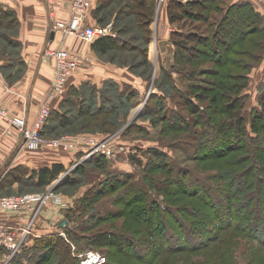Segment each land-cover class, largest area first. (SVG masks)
<instances>
[{
    "label": "rangeland",
    "instance_id": "rangeland-1",
    "mask_svg": "<svg viewBox=\"0 0 264 264\" xmlns=\"http://www.w3.org/2000/svg\"><path fill=\"white\" fill-rule=\"evenodd\" d=\"M217 1L219 2L221 10L214 11L208 24L219 20L224 14V10L222 9L226 10L235 0ZM165 5L166 4L163 2L158 5L155 19L150 27L152 39L148 47L147 60L150 65L148 71L147 67L140 66L142 65L143 55L137 50L122 52L117 49L116 52L112 51L108 55L103 56L92 48V43L89 44L80 41L82 44L86 45L88 50L85 51H88V54L96 60L100 67L96 69L97 71L95 74L101 73L102 71L107 74H112L113 72L116 78H112V80L118 79L119 81L117 80V82H119L120 88L123 89L124 92L129 93L132 91L135 95V97L132 98L133 102L126 100V103H124V100H118L105 104L106 110L113 106H117L118 114L116 119L119 123L122 121V126L112 132L92 128L87 130L80 129L77 131L78 127L73 128L75 126L72 128H56L54 124L55 121L51 124V127H53L52 132L49 130L50 132L42 136L44 144L39 149L44 148L46 151L65 152L62 153L65 162H67L66 158H68L69 155L73 157L71 160L72 162H67L65 164V170L49 186L37 187L27 183L26 185H19L16 183L15 187L10 186L0 193V199L24 196L30 197L33 195L51 197V199L47 200L45 203L39 205L32 204V206H36L35 210H39L40 212L52 202H60L57 198H60L61 202H65L69 207L63 211L59 222L55 224V226L60 227V230H62V234L60 235L67 239V242L70 244L69 234L70 232L73 233V231H76L79 236V242L77 241L76 243V240L73 241L71 239L74 244V246L72 245V251L77 250L75 254H72L71 249H67L65 244L60 253L64 254L67 249L68 256L71 255L74 258L78 257L75 259H77L79 263L80 260L82 262L86 254L85 249L89 250L87 245L89 237L96 233L107 232L115 234L117 237L121 238V241H124L120 249L113 246L99 248L92 245H90V248L95 252L105 255L109 264H264V248L260 245V242L264 241V234L262 233L264 230V203L258 204L255 202L252 206L247 207V203H252V200L245 204H243V201L236 200V202H234L236 209L231 210L232 215L230 214L231 216H228L226 214V209H223V207H226V203L223 200L224 195L220 188L222 186L220 185V187H218L217 193L211 189V184H213V182L214 185L217 186H219L220 183V181L211 180L212 177L219 176L220 178L221 175L227 174L229 178L231 176V181H229V186L233 188L231 191L237 195L236 191L240 186V181L236 180L235 175L241 166H234L233 162L240 160V158H246L247 155L243 154L244 147L241 149L242 151L235 152V154L213 159L216 158L215 156L219 157L222 154H217L209 149L213 148L217 143H222L225 138L218 132L217 122L212 121V118L200 122L198 115L189 112L186 107L182 106L184 99L181 94L183 93H186L190 98L196 100L197 103H199V101L192 93L193 91L191 92L192 94L189 90L187 91L189 83L192 82L190 80L187 82L184 76L190 73V69L181 73L175 67L177 47L173 44L171 35L170 37H155L156 25L159 23L161 14L163 12L165 13ZM167 6H169V4ZM166 11L168 16V7ZM233 17L234 16H230L229 19H233ZM186 19L187 16L185 17V20ZM109 24L113 25V30L116 32L113 21L109 22L107 25ZM202 24L201 32L207 34V23L203 22ZM107 25L97 24V26ZM19 26L21 25L19 24ZM186 26L184 29H190V27ZM179 27V25H175L172 29H179ZM52 28L55 32L61 31L64 37L72 36L66 33L62 28L59 29L57 23L53 25ZM227 28L239 34L236 31L237 27L231 26V24H226L222 30ZM4 32V29H0V78L2 79V81L1 79L0 81L4 87L13 91L19 88L17 87L19 85L17 83L24 79L28 71L27 68L23 69L22 67H17L13 75L7 77L4 74L2 65L11 60V58H7L5 55L13 54V51L7 50L9 48H7L4 40L1 38L5 35ZM20 32L21 29L19 27L16 30L15 39H20ZM134 33L137 32L127 34V39ZM11 35L15 34L12 33ZM250 37V39L254 40H264V36L261 34ZM239 38H241V36L237 37V39ZM246 38L247 37H244L243 40L235 46V49L241 51L245 49H254L249 42L250 39L247 41ZM191 45L193 49L196 50L203 48L201 42H191ZM160 46L164 48V51L160 49ZM23 50L24 45L22 44L18 55L23 53ZM56 50L48 49V51H45L43 54L47 62L53 63L55 77L57 72L55 65L56 61L52 53ZM254 50L260 51L261 49L257 47ZM260 53L262 54L263 50ZM196 61L197 60L189 63L190 65L188 64V66L192 67L196 65ZM105 68H108L111 72L108 73ZM162 68L170 71L171 77L176 82L179 81L181 83L184 91H180L181 93L179 94L177 92L175 93L172 88H168L166 85L165 90L161 87L160 82L163 80L161 79ZM79 70L80 68L77 71ZM263 70L264 54L259 62L256 61V66L247 71L250 75V84L243 91L246 100H244L245 106L243 108L244 112L242 110V115L246 117V122L248 121L249 123H247L248 127L250 126L252 112L255 110V107H260L261 97L264 94V83L257 82L253 84L258 79V73H261ZM90 73H93L96 79L95 83L89 82L99 89L103 88L105 81L101 80L100 76L95 75L91 68ZM194 82L201 85L206 84L198 79H195ZM84 83L86 82H83L79 87ZM67 89L69 91V86ZM68 91L66 92L67 95ZM67 95L61 97L60 92H57L53 87L48 96L52 100H59L60 98H64L65 100ZM158 95L165 97L162 106L159 108L157 99L154 97ZM206 102L210 103V101ZM125 104L127 107H121V105L123 106ZM200 105L202 106V104ZM46 107L52 109V104L45 103L41 107L39 115ZM203 108L211 115L209 105H203L201 109ZM65 109L67 108L65 107ZM65 109L59 106V110L65 111ZM135 110H137V115L134 114ZM157 110H159V112H157ZM162 110L163 113L171 112L173 117L175 116L176 118H174L171 123L162 121L160 114ZM123 113H126L125 117ZM0 117L7 120L10 126L16 129L17 127L13 124L15 118L26 119L23 115L13 116L9 108L6 107L1 100ZM85 120H88V118H79L78 116L75 123L79 124ZM92 120L96 122L95 118ZM32 129L33 128L27 127V122L23 130L17 129L23 134V145L25 148L29 145V140L25 133ZM73 130H76L75 133L72 132ZM248 130H251L250 127ZM200 135L201 139L199 140L197 137ZM259 136L257 144L255 145L258 149L264 151V132ZM91 139H94L96 143L106 144L108 149L110 147L113 149L117 148L118 152H120V147L123 146L125 152L117 154L114 160L99 155L100 153H94L89 157H85L86 155H84V153L81 154L82 152L79 151L81 148L76 146L86 145ZM238 140L239 139L231 140V144L234 146L233 148H237V146L240 145L238 144L240 140L239 142ZM232 141L235 143H232ZM157 148L168 153L174 162L178 164L180 169L173 172L165 171V168L161 167L158 164L159 162L150 156L152 155L151 149ZM228 148L229 144H227L224 149L226 150ZM198 150L199 156L197 155ZM223 150L219 153H223ZM75 151L78 154H73ZM68 152H72V154H68ZM98 159L101 160L96 161ZM246 165L247 161L242 164V167ZM128 175H131V177L122 185L116 188L110 186V184H113V179L116 177L121 178L116 180V184H118L119 181L127 178ZM167 183H169V185ZM166 184L168 187L163 186ZM132 187L137 188V190L133 192L131 190L133 189ZM128 188L130 191L127 190ZM199 188H203L204 190L205 188H209L211 190L210 193H207V199L203 198L205 191H202V189L199 190ZM125 190L131 194L130 197H127L128 195H123L124 192H126ZM147 190L152 191H150V198L156 201L154 204H156L158 208L160 207L162 212H165L167 215V219H159V224L158 221L156 222L158 225L156 227V236H154V240H157V242L154 244L158 243L157 246L153 245L151 242H147L145 238L147 230L143 224H150L151 222L149 221L151 220L155 222L153 217L150 216L153 215L155 208L152 207L155 205L152 204L151 199L145 194L143 198V193ZM136 194L140 195H137L136 198L133 197ZM198 196H200V198ZM221 200H223V202ZM137 207H139L140 210L143 208V210L139 212ZM167 208L175 209L179 219ZM244 210H248V214L250 213L254 216L249 217L248 215H244L239 218L237 213H243ZM201 212H206L208 213L207 215L212 217L207 219ZM220 216H222L221 218L223 220L216 223L215 219H218ZM185 222L191 225L190 229L186 226ZM232 223L234 227L236 225L238 227L240 226L244 231L230 228L216 232L217 227H230ZM255 223H257L256 227L254 226ZM194 224H198L200 230L194 228ZM201 225L203 228H201ZM246 233L249 234V236ZM211 235V238H214L212 242H210L211 238L209 239ZM81 242H83L84 247H79ZM199 242H202V244L198 245ZM208 242H210V244L205 247L204 244ZM34 243L35 242L30 245H34ZM30 245L21 248L9 264H14L17 258L23 257L28 249H30L29 254L31 253L32 258H35L36 254H33V252L36 247ZM28 246H30V248H28ZM153 246L158 249L156 251L155 249L151 250ZM42 250L45 252L43 254L46 256L42 255L41 258H44V260L46 258L49 259L44 264H55L57 262H55V259H51V255L49 254L50 250L45 247ZM61 256L63 257V255ZM62 261L63 259L59 261V264H61L60 262ZM63 263L64 262H62V264Z\"/></svg>",
    "mask_w": 264,
    "mask_h": 264
},
{
    "label": "trees",
    "instance_id": "trees-1",
    "mask_svg": "<svg viewBox=\"0 0 264 264\" xmlns=\"http://www.w3.org/2000/svg\"><path fill=\"white\" fill-rule=\"evenodd\" d=\"M159 4V0H103L95 11L94 17L98 20V24L101 25H107L109 22L113 21L117 35L114 38L105 37L93 42L92 48L103 56L108 55L112 51L116 52L117 49L122 52L137 50L141 55H143L142 65L140 66L147 67L148 71L150 69L149 61L147 60L148 47L152 39L150 27L155 19L156 10ZM215 10H221L217 0H171L168 6V16L172 28L175 25L180 26L179 29H172L171 32L172 42L177 47L175 67L181 73L190 69V73L184 76L185 79H187V82L189 80L192 82L189 83L187 91L189 90L190 93L193 91L192 93L199 101V103H197L196 100L190 98L186 93H183L181 94L184 99L182 106L186 107L189 112L198 115L200 122L206 119L209 120V118H212V121L217 122V130H219L218 132H220L225 138L222 143H217L213 146V148L209 149L217 154H222L219 157L215 156L216 158L213 159L223 158L230 154H235V152L237 153L242 151L241 149L243 147V154L247 155L246 158H240V160L233 162L234 166H241L235 175L236 180L240 181V186L236 191L237 195L231 191L233 188L229 186L231 176L229 178L227 174V176L224 174L221 175L220 178L219 176L211 178V180L220 181L219 186L214 185V182L213 184L210 183L211 189L217 193L218 187H220V185L222 186L220 188L224 195L223 200L226 203V207H223V209H226V214L231 216V210L236 209V206L234 205L236 200L243 201V204L252 200V203H247V207L252 206L255 202L258 204L264 203V151L258 149L255 145L260 137L259 135L264 132V94L261 97L260 107H255V110L253 112L251 111L252 117L249 126L251 130H248V121L246 122V117L242 115L244 112L243 108L245 106L244 100H246L245 95H243V91L250 84V75L247 71L256 66V61L259 62L261 58H263L264 54V40L250 39V36L255 37L260 34L264 36V13L259 11L252 2H233L228 6V8H226V10L222 9L224 10V14L219 20L208 24L209 19ZM186 16L187 19L185 20ZM230 16H234L233 19H229ZM201 22L207 23V34L201 32L203 26ZM19 24V19L15 13L0 5V29L5 30V35L1 38L4 40L7 48L11 49L7 50L13 51V54L5 55V57L11 58V60H9V62H5V64L3 63L4 65H2L3 72L7 77L13 75L14 67H22L23 69L26 68V63L21 57V54L18 55L22 44L18 39L14 38L16 37V30L20 27ZM226 24H231V26L237 27L236 31L239 34L228 28L222 30ZM185 26L190 27V29H184ZM133 32L137 33H134L132 36H129V39H127V34ZM12 33L15 35H11ZM240 36L241 38L237 39V37ZM244 37H247V41L250 39L249 42L254 49L260 47L261 50L255 51L254 49H245L244 51H241L235 49V46L238 45ZM191 42H201L203 48L199 50L193 49ZM262 50L263 53L261 54L260 52ZM195 60H197L196 65L189 67L188 64L194 62ZM164 69L165 68H162L161 71V79H163L160 82L161 87L165 90L166 85L168 88H172L175 93L177 92L179 94L181 93L180 91H184L181 83L179 81L176 82L171 77L168 69ZM195 79H198L206 84H196L194 82ZM133 97H135V95L132 91L129 93L124 92L123 89L120 88L119 82L112 79L105 80L104 86L101 89L90 82L84 83L81 87L69 88L68 95L61 105L64 109L65 107L67 109H65V111H52L47 124L41 132V135L44 136L46 133L50 131L52 132L53 127H51V124L55 121L57 122L54 123L56 128H72L75 126L73 128L78 127L77 131L80 129L87 130L92 128L112 132L122 126V121L119 123L116 119L118 114L117 106H113L112 108L106 110L105 104L118 100H124V103H126V100L133 102ZM154 97L157 99V105H159L158 108L161 107L165 97L160 95ZM206 101H210V103H207ZM200 104H202V106L209 105L211 115H209L204 108L201 109L202 106ZM121 107H127V105H121ZM159 110H157V112H159ZM123 114L125 117L126 113ZM160 114L161 120L167 123H171V121L176 118L175 116L173 117L171 112L163 113L162 110ZM78 116L79 118L86 117L88 120L76 124L75 122ZM93 118H95L96 122L92 120ZM179 121L181 122L180 119ZM75 131L76 130H73L72 132L75 133ZM197 138L200 140L201 135ZM232 139L240 140V142L238 140V144L240 145H238L237 148H233L234 146L231 144ZM232 143L235 142L232 141ZM227 144H229V148L225 150L224 148ZM151 150L152 155L150 156L158 161V164L161 167H164L165 171L173 172L180 169L178 164L174 162L168 153L158 148ZM222 150L224 152L219 153ZM197 155L199 156V150ZM99 160L101 159L96 161ZM246 161L247 165L242 167V164ZM64 170L65 166L63 164H53L52 166L45 167L37 172H34V174L29 176L27 179L25 176L22 178L17 176L13 182H16L19 185H26L27 183L37 187H47L55 181ZM129 177H131V175H128L127 178L119 181L118 184H116V180L121 178L116 177L113 179V184H110V186L116 188L117 186L122 185L125 181H128ZM167 184L169 185V183ZM167 184L163 186L168 187ZM209 188H205V190L203 188H199V190L202 189V191H205L203 198H208L207 193H210L211 191ZM127 190L130 191L129 188ZM127 190H125L126 192H124L123 195H128L127 197H130L131 194H129ZM131 190L135 192L137 188H133ZM0 191L3 190L0 189ZM150 191H145L143 193V198L144 194L150 198L152 192ZM137 195L140 194H136L133 197L136 198ZM198 197L200 198V196ZM223 200L221 201L223 202ZM151 201L152 204L155 205L154 207H151L155 209L153 211V215L150 216L153 217L155 222H152L151 220L149 221L151 222L150 224L147 223L146 225H143L147 230L145 236L146 241L157 246L158 243L154 244L157 242V240H154V236H156V227L159 224V219L165 220L167 219V215L165 212H162L160 207L158 208L156 204H154L156 201L153 199H151ZM137 208L139 212L143 210V208L141 210L139 207ZM167 209L175 215L177 219H179L176 215L175 209ZM201 213L205 215L207 219L212 217L207 215L208 213L206 212ZM237 215L239 218L244 215H248L249 217L252 216L250 213L248 214V210H244L243 213H237ZM221 217L222 216L215 219L216 223L223 220ZM157 221L158 224H156ZM185 224L189 227V229L191 228L189 223L185 222ZM254 226L256 227L257 223H255ZM194 228L200 230V228H198V224H194ZM201 228H203L202 225ZM230 228L244 231V229L240 226L238 227L236 225L234 227L232 223L230 227H217L216 232H220L222 229ZM262 233L264 234V230ZM69 235L71 244L61 235H48L37 239L33 245L36 247L33 252V254H36V257L32 258L31 253L29 254L30 249H28L27 252L24 253L23 257H19L14 261V264H44L49 260L48 258L45 260L44 258H41L42 255H45L43 254L45 252L42 250L44 247L50 250L49 254L51 255V259H55V262L57 261L55 264H59V261L62 259V262H64L63 264H81V260L79 263L78 260L75 259L78 257L74 258L73 256H68L67 254V249H71L72 254L77 252V250L72 251L74 246L72 240H76V243L77 241L79 242V236L76 231H73V233L70 232ZM207 235L209 236L208 233ZM247 235L249 236V234ZM211 237L212 235L209 239ZM120 239L121 238L117 237L115 234L107 232L96 233L89 237L87 242L89 250L85 249V251L86 253L88 251H94L90 248V245L99 248L113 246L120 249L124 244V241H121ZM213 240L214 238H211L210 242ZM210 242L204 244V246L206 247L210 244ZM64 244L67 249L64 254H61L60 251ZM81 244H79V247H84L83 242H81ZM200 244H202V242L198 243V245ZM260 245L264 248V241H261ZM28 248H30V246H28ZM153 249L156 251L158 248L153 246L151 247V250ZM61 255H63V257ZM62 262L60 263L62 264ZM106 264H109L108 261Z\"/></svg>",
    "mask_w": 264,
    "mask_h": 264
},
{
    "label": "crops",
    "instance_id": "crops-1",
    "mask_svg": "<svg viewBox=\"0 0 264 264\" xmlns=\"http://www.w3.org/2000/svg\"><path fill=\"white\" fill-rule=\"evenodd\" d=\"M102 1H95L93 9L86 19L87 25L98 24L94 14ZM170 1L166 0L164 2L166 4L165 13L161 14L159 23L156 25L155 37H170L171 35L172 26L166 11ZM243 1L252 2L259 11L264 13V0H235L234 3H242ZM0 5L13 11L19 19L21 32L18 40L24 45L21 57L25 61L28 71L24 79L17 83L19 88L13 91L3 86L0 78V100L9 108L13 116H25L27 127L33 128L41 107L45 103L52 104V111L55 112L60 111L59 106L64 101V98L52 100L48 96L53 88L55 71L53 63L47 62L46 57L43 55L45 51L62 48L67 49L71 53L89 58V63L82 66L70 78L69 88L79 87L83 82L90 81L95 83L96 77L93 73H90V68L95 74L99 66L96 60L88 54V51H85L88 50L86 45L80 42L84 43L85 41L73 35L64 37L61 31L55 32L52 28L58 22H69L72 15V0H0ZM160 49L164 51L162 46H160ZM16 69L17 67H14L13 72ZM105 69L108 73L111 72L108 68ZM112 74L102 71L95 75L100 76L101 80L105 81L116 78V75ZM257 76L258 79L253 84L257 82L264 83V70L261 73L259 72ZM115 80L117 81L118 79ZM79 151L82 152L79 153L86 155V149L81 148ZM62 153L65 152L46 151L44 148L39 150L25 148L23 145V134L10 126L7 120L0 117V189L3 191L10 186L15 187L16 182L14 183L13 181L17 176L21 178L25 176L27 179L34 172L45 167L53 164H63L65 166L67 162H72L73 157L71 155L66 158L67 162H65ZM68 154H72V152H68ZM73 154L78 153L75 151ZM3 191H0V193ZM57 199L60 201L59 203L52 202L39 213L33 223L32 237L28 245L48 235L62 234L60 227H56L55 224L59 222L63 211L69 206L65 202H61L60 198ZM31 216L32 214L27 210L7 212L0 209V224L15 228L25 227L29 224Z\"/></svg>",
    "mask_w": 264,
    "mask_h": 264
},
{
    "label": "built area",
    "instance_id": "built-area-1",
    "mask_svg": "<svg viewBox=\"0 0 264 264\" xmlns=\"http://www.w3.org/2000/svg\"><path fill=\"white\" fill-rule=\"evenodd\" d=\"M95 1L96 0H72L71 18L67 23H57L58 28H62L66 33L76 36L88 43H93L105 37H116L117 33L113 30L112 24L107 26L87 25L86 19L92 11ZM159 1L160 3H164L166 0ZM52 56L56 61L55 65L57 70L53 87L57 92H60L61 96H64L68 91L67 87L69 86L70 78L77 72L79 68L81 69L82 66L89 63V58L71 53L67 49L62 48L54 51ZM51 114L52 109L46 107L45 110H43L38 116L33 129L26 131L25 135L29 140V145L27 148L29 150H38L44 144L41 132L47 124ZM25 123V118L23 119L16 117L13 124L15 127H17V129L23 130ZM76 147L86 149L85 157H89L94 153H100L99 155L106 156L113 160L117 157V154L125 152V148L123 146L120 147V152H118L117 148L113 149L110 147L108 149L106 144L96 143L94 139L89 140L86 145H78ZM50 199L51 197H46L45 195L0 199V209L4 211L20 212L27 210L32 214L29 224L25 227L15 228L5 224H0V264H9L13 257L19 252V250L28 245V241L32 237L33 223L40 213L39 210H35L36 206H32V204L39 205ZM106 263V256L95 251H88L84 255V258L81 262V264Z\"/></svg>",
    "mask_w": 264,
    "mask_h": 264
},
{
    "label": "bare ground",
    "instance_id": "bare-ground-1",
    "mask_svg": "<svg viewBox=\"0 0 264 264\" xmlns=\"http://www.w3.org/2000/svg\"><path fill=\"white\" fill-rule=\"evenodd\" d=\"M138 110V109H137ZM137 110H135V113L134 114H136L137 113ZM137 115V114H136Z\"/></svg>",
    "mask_w": 264,
    "mask_h": 264
},
{
    "label": "water",
    "instance_id": "water-1",
    "mask_svg": "<svg viewBox=\"0 0 264 264\" xmlns=\"http://www.w3.org/2000/svg\"><path fill=\"white\" fill-rule=\"evenodd\" d=\"M60 184V183H59Z\"/></svg>",
    "mask_w": 264,
    "mask_h": 264
}]
</instances>
